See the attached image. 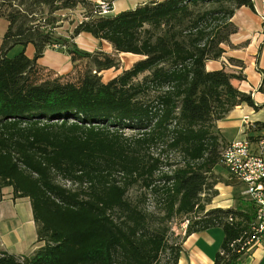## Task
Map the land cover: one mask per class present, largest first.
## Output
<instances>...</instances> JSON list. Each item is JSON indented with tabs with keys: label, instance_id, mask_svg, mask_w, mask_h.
I'll return each instance as SVG.
<instances>
[{
	"label": "trees",
	"instance_id": "trees-1",
	"mask_svg": "<svg viewBox=\"0 0 264 264\" xmlns=\"http://www.w3.org/2000/svg\"><path fill=\"white\" fill-rule=\"evenodd\" d=\"M78 7L64 41L61 15ZM240 7L254 12L252 0H153L116 15L90 0H0V191L29 200L43 243L27 256L0 251V264H178L184 240L213 228L223 232L213 264H242L252 204L205 208L225 145L216 123L237 106L260 108L232 84L242 75L205 69L235 34ZM81 33L141 59L103 83L115 55L69 50L73 66L84 61L77 81L38 83L45 50L75 48ZM174 220L187 221L180 241Z\"/></svg>",
	"mask_w": 264,
	"mask_h": 264
},
{
	"label": "crops",
	"instance_id": "crops-1",
	"mask_svg": "<svg viewBox=\"0 0 264 264\" xmlns=\"http://www.w3.org/2000/svg\"><path fill=\"white\" fill-rule=\"evenodd\" d=\"M90 1L97 2L99 0ZM150 1L153 0H116L109 15L132 10ZM252 2L254 12L249 8L240 7L233 14L230 21L236 27V32L231 35L228 44L222 45V56L217 60H210L205 63V69L209 72L224 70L234 75H242L243 80H233L232 84L241 92L250 94L255 105L260 107L258 110H254L247 105L237 106L224 119L216 123L224 144L244 139L245 134L241 127L243 116H248L254 123L264 124V94L258 91L262 79L258 69L264 68V0H252ZM80 10L82 11L78 7L73 11L64 12L61 16L66 17L67 20L62 23L67 24L71 20L74 23L81 21L82 13ZM7 27L8 23L1 18L0 45ZM73 27V24L68 25L65 34L69 36ZM72 41L76 46L84 45L82 42H85L87 47L92 50L99 47L101 43L107 44L105 41L96 40L86 33L79 34ZM107 45L110 47L109 44ZM16 49V54L22 51V48L15 47L9 55L12 56V52ZM24 54L31 59L34 54L33 47L27 46ZM37 66L61 75L70 69L72 63L67 51L60 48H49L45 50L43 57L37 61ZM212 204L209 209L231 208L228 202H222L220 199L212 200ZM222 240L223 232L220 228L190 235L182 243L178 264H213ZM36 241V228L29 200L27 198L14 199L10 187L2 188L0 191V251L13 255L30 254L34 251ZM248 250L249 254L242 264H264V237L252 244Z\"/></svg>",
	"mask_w": 264,
	"mask_h": 264
},
{
	"label": "built area",
	"instance_id": "built-area-1",
	"mask_svg": "<svg viewBox=\"0 0 264 264\" xmlns=\"http://www.w3.org/2000/svg\"><path fill=\"white\" fill-rule=\"evenodd\" d=\"M97 3L101 15L110 14L113 4L109 6L101 0ZM241 127L244 139L223 146L220 166L239 183L242 196L254 208L251 237L242 244L240 251H243L264 237V129H256L248 116H243Z\"/></svg>",
	"mask_w": 264,
	"mask_h": 264
},
{
	"label": "rangeland",
	"instance_id": "rangeland-1",
	"mask_svg": "<svg viewBox=\"0 0 264 264\" xmlns=\"http://www.w3.org/2000/svg\"><path fill=\"white\" fill-rule=\"evenodd\" d=\"M95 3L98 5L97 2H95ZM81 13H82V11H81ZM62 14H64V12ZM65 16H66V14H65ZM67 24L71 25L69 23V21ZM67 24L62 23L61 27L62 26H64V27L55 30V34L57 36H59L61 39H63L64 41L65 40L69 41L68 34L67 35L65 34V29L68 27ZM71 42L73 44V41H71ZM82 44H84V45L76 46L75 48L72 47L71 44H69V46L64 47V48H60V49H62L63 51H67V52H69V50L70 51L76 50V51H79L81 53H82V51L92 53V52L100 50V51H103V52L108 53L110 55H115L112 48H110L111 46L109 47L105 43H101L100 46L97 47L95 50H92L91 48L87 47L88 45L85 42H82ZM16 52H17V49L12 52V55L16 54ZM115 57L119 60V68L118 69H110V70L101 72L99 75H100L103 83H107L108 81H110L111 79H113L114 77L119 75L122 71L129 69L136 61L141 59V57H139V56L133 57V56L125 55V54H116ZM75 65L76 66L72 65L69 70L62 73L61 75L55 74L54 72H52L48 69L39 67L40 71L38 72V75H37V81H38V83H40V82L45 81V80H52L55 78H59V80L63 83H65V82H76L77 77H78V72L80 70L81 71L83 70L84 61L81 60L79 62H76ZM215 169L216 170H214V173L218 177V180H219V183L214 188V191L217 192V195L211 199V201L208 205L205 206L206 210L209 209L211 207V205H213L212 200H214V199H216V200L220 199L222 202H228V204L231 205V208H229V209H235L238 207L244 208L246 205H248V200L244 196H242V194H241L242 190H241L239 183H237L232 178L230 179L227 172L224 170V168L222 166H218ZM137 193H138L137 189H134L131 192L132 195H136ZM219 195H220V197H218ZM149 208H150V206H149ZM186 225H187V221L182 222L179 220H174L172 222V224H171L172 232L174 233L175 236L178 237L177 241H180L183 238L184 231L186 229ZM42 245H43L42 242H36L34 244V251L37 250ZM30 254L29 253L21 254V255L19 254L16 256H27Z\"/></svg>",
	"mask_w": 264,
	"mask_h": 264
}]
</instances>
